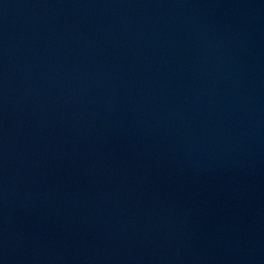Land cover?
<instances>
[{"label":"water","instance_id":"water-1","mask_svg":"<svg viewBox=\"0 0 264 264\" xmlns=\"http://www.w3.org/2000/svg\"><path fill=\"white\" fill-rule=\"evenodd\" d=\"M0 264H264V0H0Z\"/></svg>","mask_w":264,"mask_h":264}]
</instances>
